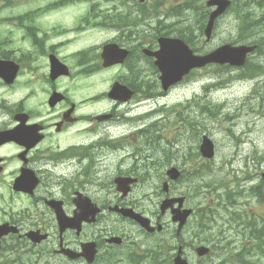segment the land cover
<instances>
[{"label": "flooded vegetation", "instance_id": "1", "mask_svg": "<svg viewBox=\"0 0 264 264\" xmlns=\"http://www.w3.org/2000/svg\"><path fill=\"white\" fill-rule=\"evenodd\" d=\"M67 3L86 7L84 14L72 18L73 27L52 15ZM91 3L0 0V225L17 229V234L0 239V264H85L63 251L79 254L91 242L98 264H126L127 258L113 259L110 254L122 253L129 239L138 249L146 234L135 222L109 210L132 209L155 225L167 216L147 210L146 182L150 180L158 206L163 198L178 196L177 182H168L162 196L155 188L157 182L164 183L162 163H146V116L138 111L147 93L141 3L110 0L105 12ZM101 20L109 23L111 33L104 44L116 46L119 54L126 52L122 64L108 69L101 67L99 47L84 35L98 29ZM113 70L118 73L99 94L95 78ZM115 82L132 91L130 100L107 98ZM98 156L118 157V162L96 163ZM23 172L27 183L19 187ZM251 176L256 178H247ZM117 178L129 182L118 187ZM205 195L201 182H190L186 207L195 221L206 211ZM84 209L99 212L96 222L83 223L79 234L71 228L60 230L58 216L70 223L82 219ZM174 235L168 232L165 240L174 242ZM112 236L121 237L122 244H106Z\"/></svg>", "mask_w": 264, "mask_h": 264}, {"label": "rangeland", "instance_id": "2", "mask_svg": "<svg viewBox=\"0 0 264 264\" xmlns=\"http://www.w3.org/2000/svg\"><path fill=\"white\" fill-rule=\"evenodd\" d=\"M97 2L100 5L99 10L105 11L110 9L111 3L101 2L100 0H97ZM172 2V0H167L163 8H169ZM85 9L84 5H81L79 8L64 9L52 15L63 18L65 23L62 25L73 27L76 24L73 23L72 18L75 15L84 14ZM177 21H182V25H190L192 27V32L195 35L194 46L200 52L206 53L227 43L235 45L245 44L243 41L237 39L238 21L232 11L225 14L219 20L214 27L209 41H205L202 31L201 33L198 31L199 26L197 25L196 17L192 13L184 12V16L168 20L167 25L172 23L174 25L173 28L178 29L179 25L176 26ZM84 35L90 44L101 48V45L108 40L111 33L107 28L98 27V29L89 31ZM171 36H175V34ZM247 40L249 41V39ZM253 57L254 61H258L264 65V57L259 55H254ZM210 70L212 69L209 67L207 70H199L195 74H192L193 76L187 82L188 84H184V87H177L166 98L162 99L166 109L175 106L178 112L181 111V114L198 122V125L194 126L196 128L193 131L189 130L187 125L179 119L173 120L174 114H169V119L156 116L145 121L144 126L146 127L158 122L159 124L156 125L158 127L157 132L170 137L166 144L164 143L168 149L165 150V153L158 152L156 156L168 163L174 165L177 163L180 166L179 168L183 169L180 164L186 161L189 155L192 154V149L198 144V139L203 135H207L215 144V156L209 163L211 171L216 174L215 176H221L225 183L231 187L235 184L243 185V179L247 178L248 175L256 176V178L251 176L250 180L257 182L259 180L258 176L264 173V77L248 80H231L237 75L235 69L231 71ZM116 73L114 70L100 73L95 78L98 89L103 91L107 87L111 77ZM142 77L145 79L146 84L156 78L154 71L147 62H145L144 71L142 70ZM219 83H223L224 86H219ZM207 85L212 86L209 92L203 90ZM193 98V105H196V107L193 106L191 112H188L184 109L186 106L185 102L186 100L192 102L191 99ZM188 104L190 106L192 103L188 102ZM203 106L208 107L212 113H215L216 107L219 106V112L214 118L206 114L204 115L206 119H203V116H199L200 114H198ZM147 107L144 108L147 110ZM191 132L194 133V139L190 136ZM185 153L187 154L184 156L183 154ZM117 162L118 157L112 159L98 156L96 163ZM247 164L250 166L249 172H246ZM254 164L257 165L256 171H254ZM189 168L192 167H189V164L186 163L185 169ZM253 182L246 184L242 189L247 190L246 186L251 185ZM148 184L150 185V183ZM156 184L158 190L161 191V185L158 182ZM185 188L186 186L182 184L178 185V193L183 192ZM145 193L153 202L149 204L148 211L155 210L158 198L156 200L153 198V191L150 188L146 189ZM207 202L211 206L217 203L211 197L207 199ZM256 210L259 213L264 211L260 207H257ZM216 224L222 226V221L216 222ZM218 226H215L216 230H218ZM194 232L195 228L191 222L189 229L185 232V237L190 238ZM153 242V240L147 238L145 243L142 244L141 249L150 244L152 245ZM184 252V258L188 260V263L204 264V262H197L198 258L193 254L191 249L184 250Z\"/></svg>", "mask_w": 264, "mask_h": 264}, {"label": "trees", "instance_id": "3", "mask_svg": "<svg viewBox=\"0 0 264 264\" xmlns=\"http://www.w3.org/2000/svg\"><path fill=\"white\" fill-rule=\"evenodd\" d=\"M201 1L194 0L196 10L202 9ZM257 7L263 9L264 0H234L231 11L238 20L239 40L252 38L253 43L262 47L264 44V14L259 17L255 10ZM180 15L181 13L178 16ZM147 19H152L149 13ZM258 26H262L260 34H258ZM258 35L260 37L256 39ZM249 63L246 64L248 69L245 70L248 76L264 74L263 66ZM224 196L225 205L222 209V220L224 221L222 230H216L217 237L215 238H222V247L217 246L213 241L212 254L217 255V259H213L211 264H264V211L256 213L250 208H234V195L231 192H225ZM249 198H255V201L264 207L263 182L249 190ZM152 261V264H171L166 257Z\"/></svg>", "mask_w": 264, "mask_h": 264}, {"label": "water", "instance_id": "4", "mask_svg": "<svg viewBox=\"0 0 264 264\" xmlns=\"http://www.w3.org/2000/svg\"><path fill=\"white\" fill-rule=\"evenodd\" d=\"M229 1L227 0H210L207 2L208 6H217V10L213 12L210 16L205 34L207 39H209L213 22L217 16H219L225 9L229 6ZM160 50L156 53L150 54L156 58L155 65L159 68L161 75V83L163 89H167L172 84L181 80L183 75L188 73L193 68L203 67L208 63H217L224 64L229 63L233 66H241L244 64L246 55L250 53L253 48L246 46L232 47L226 45L218 48L214 52L206 56H194L192 52L184 45L183 42L179 40H173L168 38L159 39ZM111 47H106L103 51L102 58L104 61V66L108 67L111 64H114L116 60L112 57L110 53ZM114 91V90H113ZM112 91V93H113ZM201 153L206 158H211L213 155V147L211 143L207 140L204 142L201 148ZM172 179L177 177L175 171L171 172ZM171 201L164 202L161 206L162 210L171 207ZM124 216L133 217L143 228L150 231L148 226V221L143 219L139 215H135L130 210L121 211ZM175 217L173 221H179L182 225L185 222L187 213L180 214L178 211L173 212ZM72 227H77V225H72ZM6 231L4 228L0 229V235L5 234ZM206 249L200 248L197 250L199 256H202L206 253ZM180 251L176 259L174 260L175 264H186L184 260L180 257ZM94 254L93 247L91 246L89 250L83 255L88 261L92 260Z\"/></svg>", "mask_w": 264, "mask_h": 264}]
</instances>
